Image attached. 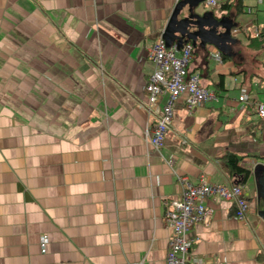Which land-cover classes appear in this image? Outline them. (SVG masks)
Masks as SVG:
<instances>
[{
	"label": "crops",
	"instance_id": "crops-1",
	"mask_svg": "<svg viewBox=\"0 0 264 264\" xmlns=\"http://www.w3.org/2000/svg\"><path fill=\"white\" fill-rule=\"evenodd\" d=\"M178 1L0 0V264H163L165 202L180 198L178 178L237 183L222 159L228 151L250 170L239 184L247 213L237 220L229 201L206 198L210 214L187 233L186 264H264V119L247 108L260 104L255 91L264 104L254 88L264 50L248 48L259 70L234 55L216 62L207 44L201 61L194 50L188 72L215 100L188 113L180 94L162 145L143 139L154 120L144 108L148 48ZM240 3L231 36L246 46L264 14Z\"/></svg>",
	"mask_w": 264,
	"mask_h": 264
},
{
	"label": "built area",
	"instance_id": "built-area-1",
	"mask_svg": "<svg viewBox=\"0 0 264 264\" xmlns=\"http://www.w3.org/2000/svg\"><path fill=\"white\" fill-rule=\"evenodd\" d=\"M201 2L215 16L225 15V11L220 8L223 0H202ZM147 53L153 69L143 85L144 108L153 115L154 120L146 126L143 139L150 147L157 150L162 145L172 120L173 104L180 94H185L184 109L189 113L197 106L215 100V93L201 85L197 73L188 72L189 62L193 56V46L189 41L184 42L180 48H176L175 45L167 46L159 35L150 45ZM211 57L214 61L220 62L218 52L211 54ZM163 93L166 96L165 100L161 106H158L157 100ZM237 100L247 102L248 96L245 89H240ZM254 113L264 119V104H256ZM255 165L253 164L252 167ZM178 179L183 186L180 198L165 202L166 210L163 220L171 233L167 241L163 264H186L185 255L193 240L187 236V233L194 225L204 223L209 216L210 209L204 205V200L209 196L229 201L233 205V214L237 220H244L248 210V202L237 184H216L203 179L192 184L183 177ZM46 241L44 236L39 238L41 251ZM200 263L199 258L192 260V264Z\"/></svg>",
	"mask_w": 264,
	"mask_h": 264
},
{
	"label": "water",
	"instance_id": "water-1",
	"mask_svg": "<svg viewBox=\"0 0 264 264\" xmlns=\"http://www.w3.org/2000/svg\"><path fill=\"white\" fill-rule=\"evenodd\" d=\"M201 1L193 0L188 3H186L187 1H178L169 14L161 31V37L167 46L174 44L176 48H180L184 42L190 41L192 46L198 43L201 48H204L207 44L221 53L228 52L229 45L235 41V38L231 36V28L235 26V23L225 16L216 18L208 10L201 13L195 12V8ZM185 5H187L186 13L182 14ZM219 28L223 31H220ZM257 167L261 166L255 165L253 168ZM261 178L264 180V176ZM258 215L264 220V203Z\"/></svg>",
	"mask_w": 264,
	"mask_h": 264
},
{
	"label": "trees",
	"instance_id": "trees-1",
	"mask_svg": "<svg viewBox=\"0 0 264 264\" xmlns=\"http://www.w3.org/2000/svg\"><path fill=\"white\" fill-rule=\"evenodd\" d=\"M241 0H235L234 3H227L225 2L224 4L220 5L221 10L225 11V15L228 14V9L232 6L234 8V14H233V19L232 22L234 23L235 18L243 13V6L240 3ZM233 28V27H232ZM231 28V30H232ZM246 47L251 49V51L253 50H264V19H263V26L261 28V31L257 34V35H248L247 36V43H246ZM220 57H221V61H232V57H233V53L230 52H219ZM233 64L235 65V63L233 62ZM229 75H233L235 74L234 72H228ZM214 85L216 87H223V76L219 75L218 78L216 79V81L214 82ZM205 87V86H204ZM254 88L258 91V92H264V80H259L256 85L254 86ZM254 102L251 100H248L247 102V108L251 110L254 109ZM240 155H237L233 152H225L222 155V159L226 164L227 170H228V174L229 176H236L239 177V180L237 181V185L244 183L246 177L248 176V174L250 173V170L243 168L239 165V161L241 160Z\"/></svg>",
	"mask_w": 264,
	"mask_h": 264
},
{
	"label": "rangeland",
	"instance_id": "rangeland-1",
	"mask_svg": "<svg viewBox=\"0 0 264 264\" xmlns=\"http://www.w3.org/2000/svg\"><path fill=\"white\" fill-rule=\"evenodd\" d=\"M245 2L248 5L254 6L259 10V14H264L263 10H264V3L258 2L256 3L254 0H245ZM203 5V4H202ZM200 5V7L198 6L197 11L200 10H207L208 8L206 6H202ZM183 14H185V11H182ZM228 18L232 21L233 19V15L230 13ZM195 50V52H197L198 54V61H201V55L204 54L205 49L201 48L200 45H198V43H195V45L193 46V51ZM229 51L232 52L234 54V56H236V58L241 57L244 61L245 67L248 68H256L257 65L253 64L251 62V55H250V51L249 49L243 45V43L241 41H239V39H235V41H233L230 45H229ZM237 61V60H236ZM257 70H259V68H256ZM233 82L231 75L227 76L225 78V83L229 86L231 85ZM255 91V96H256V100L260 103H262L263 101V94H258Z\"/></svg>",
	"mask_w": 264,
	"mask_h": 264
},
{
	"label": "flooded vegetation",
	"instance_id": "flooded-vegetation-1",
	"mask_svg": "<svg viewBox=\"0 0 264 264\" xmlns=\"http://www.w3.org/2000/svg\"><path fill=\"white\" fill-rule=\"evenodd\" d=\"M220 31H223V29L219 28Z\"/></svg>",
	"mask_w": 264,
	"mask_h": 264
}]
</instances>
